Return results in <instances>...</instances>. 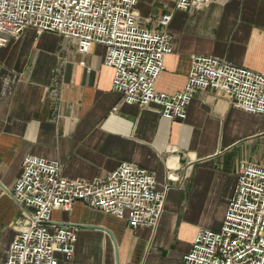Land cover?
<instances>
[{
	"label": "crops",
	"instance_id": "0c3cea01",
	"mask_svg": "<svg viewBox=\"0 0 264 264\" xmlns=\"http://www.w3.org/2000/svg\"><path fill=\"white\" fill-rule=\"evenodd\" d=\"M207 1L189 10L170 0L137 4L150 29L172 14L173 52L156 90L181 91L193 55L264 73V0ZM105 53L100 44L81 53L75 41L33 28L0 46V264L32 213L12 196L27 155L58 163L71 179L105 180L133 163L155 175L159 190L171 185L155 228L132 229L83 201L55 210L53 225L77 232L73 257L56 253L58 264H183L198 230H220L240 166L264 165V113H247L210 89L195 94L184 119H165L155 105L124 104Z\"/></svg>",
	"mask_w": 264,
	"mask_h": 264
},
{
	"label": "built area",
	"instance_id": "2783aa9c",
	"mask_svg": "<svg viewBox=\"0 0 264 264\" xmlns=\"http://www.w3.org/2000/svg\"><path fill=\"white\" fill-rule=\"evenodd\" d=\"M139 1L0 0V46L19 39L26 28L37 35L51 32L75 41L81 53L103 45L104 64L114 70L112 87L123 103L155 105L165 119H184L195 94L208 89L225 93L247 113H264V73L217 56L193 55L181 91L156 90L165 57L173 52L166 31L172 14L162 15L159 30L150 29L139 21ZM170 1L182 10L199 9L208 2ZM170 188L166 184L159 190L155 175L133 163H122L105 180L71 179L61 174L58 163L27 155L12 196L32 213L11 242L4 264H58L56 253L70 260L77 232L57 228L52 214L70 211L77 201L124 218L132 229L155 228ZM182 260L183 264H264V165L240 166L220 230H198Z\"/></svg>",
	"mask_w": 264,
	"mask_h": 264
}]
</instances>
